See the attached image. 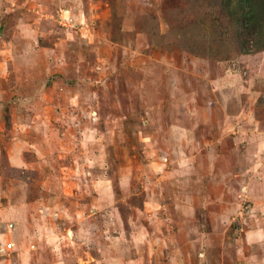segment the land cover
Masks as SVG:
<instances>
[{
	"label": "rangeland",
	"instance_id": "374dc122",
	"mask_svg": "<svg viewBox=\"0 0 264 264\" xmlns=\"http://www.w3.org/2000/svg\"><path fill=\"white\" fill-rule=\"evenodd\" d=\"M224 4L0 0V264H264V15L241 51Z\"/></svg>",
	"mask_w": 264,
	"mask_h": 264
},
{
	"label": "trees",
	"instance_id": "16d2710c",
	"mask_svg": "<svg viewBox=\"0 0 264 264\" xmlns=\"http://www.w3.org/2000/svg\"><path fill=\"white\" fill-rule=\"evenodd\" d=\"M232 0H220V3L221 5H223V3H225L224 5L226 6H229L230 7V2ZM238 6L240 7L239 10H241L240 12V18L242 19H245L247 20V23L249 24L248 25H238L239 29L236 31V38L238 40V43L240 44V50L244 51V42L246 40L245 36L249 33L248 31L251 29L249 28L250 27V24H253L254 21H255V17L256 15L258 16H261V15H264V0H238ZM259 8V9H256ZM256 9V10H255ZM239 10L237 11V13H239ZM257 16V17H258ZM198 30V32L200 33L199 37L197 38V43H199V41L201 40H205V37H204V33L202 31V29H196ZM205 30V29H204ZM213 31V34H218L219 36V41H221L223 38V34H222V31H220V29H216V27H214L212 29ZM203 32V34H202ZM177 33V32H176ZM247 42V41H246ZM219 46L224 50L225 47L222 46V44H219ZM215 57H218L219 58L221 57V55H218V54H214Z\"/></svg>",
	"mask_w": 264,
	"mask_h": 264
},
{
	"label": "water",
	"instance_id": "95a60500",
	"mask_svg": "<svg viewBox=\"0 0 264 264\" xmlns=\"http://www.w3.org/2000/svg\"><path fill=\"white\" fill-rule=\"evenodd\" d=\"M2 35L0 34V37H1Z\"/></svg>",
	"mask_w": 264,
	"mask_h": 264
}]
</instances>
